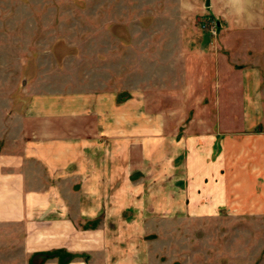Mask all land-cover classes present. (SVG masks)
<instances>
[{
  "label": "crops",
  "instance_id": "0c3cea01",
  "mask_svg": "<svg viewBox=\"0 0 264 264\" xmlns=\"http://www.w3.org/2000/svg\"><path fill=\"white\" fill-rule=\"evenodd\" d=\"M203 2L229 37L224 93L241 121L222 132L217 119L207 132V122L192 120L180 142L172 132L160 146L159 120L127 118L126 101L113 104V118L108 88L16 108L0 123L3 264H152L148 236L161 207L170 219L174 207L197 218L246 209L250 239L263 234L248 264H264V0ZM177 4L173 18L194 12L189 0ZM176 62L173 55V72ZM133 85L128 94L141 95ZM175 86L168 89L178 95L200 93ZM158 175L161 183L149 186Z\"/></svg>",
  "mask_w": 264,
  "mask_h": 264
},
{
  "label": "rangeland",
  "instance_id": "374dc122",
  "mask_svg": "<svg viewBox=\"0 0 264 264\" xmlns=\"http://www.w3.org/2000/svg\"><path fill=\"white\" fill-rule=\"evenodd\" d=\"M189 3L193 13L173 18L172 11L180 10L177 0H0V123L16 108L38 104L40 96L108 88L112 114L113 104L130 102L127 118L158 119L161 142L172 132L181 138L192 120L207 122L210 132L218 119L222 132L230 131L244 114L231 111L224 93L231 77L229 37L204 11L203 0ZM175 83V91L200 86V93L175 94L168 89ZM133 84L141 95L128 94ZM215 89L219 95L210 96ZM161 180L148 177L147 184ZM158 210L162 215L148 236L152 264H248L259 250L263 234L250 239L246 209H218L216 218H197L174 207L171 219L165 208Z\"/></svg>",
  "mask_w": 264,
  "mask_h": 264
},
{
  "label": "water",
  "instance_id": "95a60500",
  "mask_svg": "<svg viewBox=\"0 0 264 264\" xmlns=\"http://www.w3.org/2000/svg\"><path fill=\"white\" fill-rule=\"evenodd\" d=\"M205 5L208 6L209 5V0H205ZM45 256V255H44Z\"/></svg>",
  "mask_w": 264,
  "mask_h": 264
},
{
  "label": "trees",
  "instance_id": "16d2710c",
  "mask_svg": "<svg viewBox=\"0 0 264 264\" xmlns=\"http://www.w3.org/2000/svg\"><path fill=\"white\" fill-rule=\"evenodd\" d=\"M49 255H53V253H48V256H49Z\"/></svg>",
  "mask_w": 264,
  "mask_h": 264
}]
</instances>
